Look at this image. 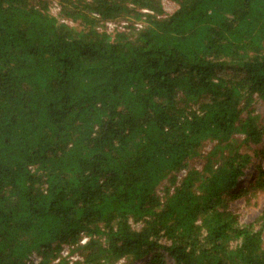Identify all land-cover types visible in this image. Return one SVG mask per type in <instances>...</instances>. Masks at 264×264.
I'll list each match as a JSON object with an SVG mask.
<instances>
[{
	"label": "trees",
	"instance_id": "obj_1",
	"mask_svg": "<svg viewBox=\"0 0 264 264\" xmlns=\"http://www.w3.org/2000/svg\"><path fill=\"white\" fill-rule=\"evenodd\" d=\"M171 1L0 0V264H264V0Z\"/></svg>",
	"mask_w": 264,
	"mask_h": 264
},
{
	"label": "rangeland",
	"instance_id": "obj_2",
	"mask_svg": "<svg viewBox=\"0 0 264 264\" xmlns=\"http://www.w3.org/2000/svg\"><path fill=\"white\" fill-rule=\"evenodd\" d=\"M159 1L161 3V6L165 14H171L173 11H175L176 5L171 0H159ZM58 11H59V8L56 6L54 1H51L48 6V13L52 15L53 17H56L59 23H62L67 26H72V24L69 21L59 18ZM128 24L129 23L126 20L120 21L118 23L106 21L105 23H103V26L105 27L107 32L111 33L114 30L119 31V32L126 31L125 28L127 27ZM132 24L134 26L135 25H140L141 27L143 26V23L139 21H136V22L132 21ZM99 29L104 30V28L102 27H99ZM253 107H254V113L258 114L261 117L260 124L263 128V135H262L261 144L250 146L248 148L244 147L242 149V152L247 153L250 156H252L254 163H252L249 169L251 176H254L259 169H264V104L257 102L254 104ZM208 151L209 149L203 150V154H206ZM203 164H204V160H202V158L197 159L190 163L189 168L200 171ZM184 174H185V171L180 172L177 175V179L182 178ZM251 179L247 181H250ZM167 184L168 182H164L160 190L166 187ZM229 205H230L229 207L231 208V211L237 216L241 224H249L251 222H254L256 217L261 213V210L264 208V191L261 192V191L255 190V192L252 193L251 195H247L243 198L232 200L229 203ZM261 237L264 243V231L262 232ZM30 260L35 261L36 258L32 256Z\"/></svg>",
	"mask_w": 264,
	"mask_h": 264
},
{
	"label": "built area",
	"instance_id": "obj_3",
	"mask_svg": "<svg viewBox=\"0 0 264 264\" xmlns=\"http://www.w3.org/2000/svg\"><path fill=\"white\" fill-rule=\"evenodd\" d=\"M135 27H136V28H138V29H140V28H141V26H140V25H135Z\"/></svg>",
	"mask_w": 264,
	"mask_h": 264
}]
</instances>
